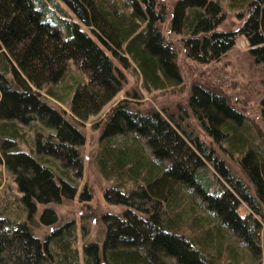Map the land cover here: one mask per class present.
Returning <instances> with one entry per match:
<instances>
[{"label": "trees", "instance_id": "1", "mask_svg": "<svg viewBox=\"0 0 264 264\" xmlns=\"http://www.w3.org/2000/svg\"><path fill=\"white\" fill-rule=\"evenodd\" d=\"M63 1L99 42L60 17L63 36L42 19L55 18L46 0H0V186L3 173L11 180L0 264H264V142L245 135L222 90L184 89L180 69L217 61L240 38L264 67V0ZM225 8L236 27H220ZM70 63L81 77L68 84ZM129 71L137 88L124 89ZM151 91L183 106L137 103ZM108 103L93 126V163L111 182L101 206L80 183L83 123ZM259 113L264 127V97ZM70 200L80 214L62 220Z\"/></svg>", "mask_w": 264, "mask_h": 264}, {"label": "rangeland", "instance_id": "2", "mask_svg": "<svg viewBox=\"0 0 264 264\" xmlns=\"http://www.w3.org/2000/svg\"><path fill=\"white\" fill-rule=\"evenodd\" d=\"M171 1V0H166ZM49 8L53 9V13L50 14L55 17H49L47 15H42L43 20H48L53 25H55L63 36H66L65 29L59 28V24L56 21L61 22L63 18H68L70 22H77L82 29L87 31L92 37L96 39V36L92 31L86 27L84 24L78 21L77 17L70 10L68 5L63 0H46ZM60 6L61 10L57 8ZM224 19L221 21V28H234L238 25L239 21L235 15V10L226 9ZM174 38H180L181 35L173 36ZM98 41V39H96ZM99 42V41H98ZM181 57V55H179ZM181 72L182 78L184 79L183 88H186V83L189 84L191 81L203 82L205 85L212 86L217 90H222L225 92L227 97L237 106L238 109L244 113V122L246 126V136H253L256 139L255 142H264V127L259 113V101L264 97V67L258 63L253 62L252 58L247 53V47L243 39H237L236 43L224 54H222L217 61L211 62L209 65H195L189 63L186 60H182ZM131 72V71H129ZM126 72L127 82L124 89H129L131 86L137 88L138 80L136 79V74ZM81 77L80 74L74 70L73 64L70 63L69 73L66 77V82L69 84L72 79ZM219 88V89H218ZM1 96V94H0ZM125 93H120L118 99L125 98ZM143 105H151L157 109H161L163 105H170L176 102H182L181 96L175 94H168L161 91H151L150 93H143L141 98H136ZM111 103L105 105L97 114L91 115L83 123V127L86 132L87 142L83 147L84 154V168L83 175L80 177L81 181H86L92 187V191L95 194V200L98 205L103 206L105 204L103 198L101 197V190L108 186L111 182L103 179L95 164L93 163V151L96 148V136L99 132L98 128H93L97 125L99 120H101L107 109L111 106ZM172 109V108H169ZM9 106L7 103L3 104L0 102V119L8 117ZM244 125L242 126L244 128ZM247 136V137H248ZM248 137V138H249ZM250 139V138H249ZM261 139V140H260ZM262 145V144H261ZM263 146V145H262ZM264 147V146H263ZM264 149V148H263ZM261 150V148H260ZM238 155V154H237ZM92 158V162L90 161ZM236 163V162H235ZM236 166V164H235ZM235 168V167H234ZM3 170V169H2ZM1 181L3 185L5 182L11 181L8 174L3 173ZM0 186V195L3 193L2 190L4 186ZM8 202V201H6ZM2 200L0 199V208H2ZM111 208V210H119L121 206H105ZM61 219H69L79 215L77 204L74 200L66 201L61 203L57 207ZM98 223L94 218L89 226L88 238H95L97 234Z\"/></svg>", "mask_w": 264, "mask_h": 264}]
</instances>
